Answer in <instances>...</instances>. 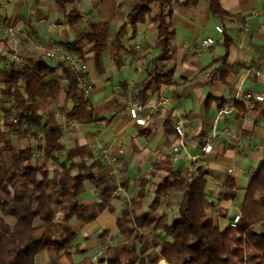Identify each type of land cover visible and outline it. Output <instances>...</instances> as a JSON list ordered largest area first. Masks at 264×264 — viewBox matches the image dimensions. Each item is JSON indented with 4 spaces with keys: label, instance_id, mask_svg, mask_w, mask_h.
I'll use <instances>...</instances> for the list:
<instances>
[{
    "label": "crops",
    "instance_id": "crops-1",
    "mask_svg": "<svg viewBox=\"0 0 264 264\" xmlns=\"http://www.w3.org/2000/svg\"><path fill=\"white\" fill-rule=\"evenodd\" d=\"M134 1L79 0L63 8L54 0H0V54L5 58L0 70L7 66L14 50L26 52V66L41 62L56 66L61 51L68 53L67 46L75 43L91 25L110 24L109 45L100 58V68L94 53L79 59L87 66L83 73L88 87L86 96L97 122L74 124L67 132L65 114H62L65 120L60 121L64 125L63 142L67 148L87 146L103 162L108 156L123 166L122 190L114 194L113 210L103 211L91 223L73 221L78 234L71 251L74 264L85 258L92 259L122 241L117 219L123 211L131 209L132 201L141 192L144 197L137 208L138 215L148 213L155 219L167 215L171 220L178 212L181 193L170 189L156 210L151 211L149 207L158 188L165 182L173 183L177 175L204 173L209 214L215 226L221 229L230 226L241 214L252 177L264 164V106L256 101L264 93V80L245 76L264 51V0H220L224 16L212 15L206 1L192 9L175 6L172 55L170 60L157 64L160 71L171 73L172 82L161 86L144 104L138 94L152 72L151 62L160 54L153 18L158 7L153 6L151 17L137 25L135 35L128 28L118 59L114 58L112 47L115 34L134 8ZM73 11L83 18L72 25L68 16ZM7 27L16 28L15 37L6 34ZM219 27L223 29L222 34L217 30ZM209 38L214 44L203 50L201 45ZM240 89L244 95L239 93ZM2 91L0 85V150L9 141L17 148H33L32 138L19 140L4 126L1 110L10 107L11 98ZM129 96L146 107L138 115L145 120V125H138L127 111ZM163 98L169 100V105L159 104ZM232 105L234 112L218 119L220 111ZM178 118L186 122L188 151L199 157V164L171 161L177 137L170 132V124ZM211 133L215 134L213 149L203 154L201 149ZM64 159L62 154L60 162ZM57 167L53 165L50 170ZM80 199L84 204L97 201L95 188L86 183ZM6 220L11 225L15 223L12 217ZM142 233L147 238L155 234L153 228ZM108 239H112L109 245ZM155 251L146 257V264H151L155 257L159 258L158 264H167L160 251ZM49 261L50 254L44 251L36 264ZM62 261L70 264L66 257Z\"/></svg>",
    "mask_w": 264,
    "mask_h": 264
},
{
    "label": "trees",
    "instance_id": "trees-1",
    "mask_svg": "<svg viewBox=\"0 0 264 264\" xmlns=\"http://www.w3.org/2000/svg\"><path fill=\"white\" fill-rule=\"evenodd\" d=\"M54 1L64 8L79 0ZM202 1L209 3L212 15H225L220 0L134 1V8L115 34L112 47L114 58L118 59L128 28L135 35L137 25L151 17L153 6L158 7L153 18L160 54L151 62L152 72L138 94L141 103L161 86L172 82L171 73L160 71L157 64L170 60L172 55L174 7L192 9ZM82 18L76 11L68 16L72 25ZM109 34L110 24H93L75 43L67 46L68 54L84 59L94 53L100 68ZM4 62L0 54V65ZM10 65L8 60L7 66L0 70L2 92L11 98L10 107L1 110L4 126L19 140L32 138L35 145L22 149L9 141L0 150V264H36L44 251L50 254L47 264H65L64 257L74 264L71 251L78 234L73 221L91 223L103 211L113 210L111 202L117 189L110 169L90 148H67L63 142L65 133L60 113L74 124L97 122L80 84L85 76L74 73L65 60H58L56 66L45 62L34 66ZM170 127V132L176 135L174 124ZM62 154L65 159L61 163ZM53 165L58 167L51 171ZM86 183L96 190L97 201L92 204H84L80 199ZM170 189L181 193L177 214L171 220L167 215L159 219L148 213L138 215L137 208L144 197L141 192L132 201L131 209L123 211L117 219L122 241L102 251L98 264H146V257L156 249L167 264H264V164L252 177L238 223L224 229L215 226L209 214L204 173L177 175L173 183L162 184L149 207L151 211L158 208ZM7 217L14 218L15 223L9 224ZM152 228L155 234L147 238L142 232ZM158 259L155 257L153 263ZM77 264L96 263L85 258Z\"/></svg>",
    "mask_w": 264,
    "mask_h": 264
},
{
    "label": "built area",
    "instance_id": "built-area-1",
    "mask_svg": "<svg viewBox=\"0 0 264 264\" xmlns=\"http://www.w3.org/2000/svg\"><path fill=\"white\" fill-rule=\"evenodd\" d=\"M218 32L220 34L223 33V29L221 27L217 28ZM17 33V30L15 27H7L6 28V34H8L11 37H15ZM214 44V40L213 39H207L205 41H203L201 48L203 50L206 49H210L212 48ZM26 54V52H19L18 50H14V52H12V54L10 55L9 58V64L10 67H20L24 64V55ZM60 56V60H65L67 62L68 67L76 74H83L86 71V64L84 62H81L79 59L69 55L68 53H65L63 51H61ZM246 77H250V76H256L259 79L264 80V51L262 54V57L260 58V60H258L257 64L254 65L253 67H251L250 69H248L246 71L245 74ZM81 86L83 87L85 94L88 91V87L85 85L84 79H82L80 81ZM239 93H241L242 95H244V92L242 91V89L239 90ZM245 97V96H243ZM256 101L263 104L264 106V93L261 95H258L256 97ZM169 100L163 98L160 100L159 104L162 106H167L169 105ZM127 105V111L129 112L131 118H133L134 120H136V123L138 125H145V120L144 119H140L138 117L139 113L141 111H143L146 107H144L142 104L134 101L133 96H129L128 97V101L126 103ZM232 112H234V106H227L224 107L220 113H219V117L218 119H222L227 115L232 114ZM185 120L183 118H178L175 123H174V130L176 133V142L173 145L172 148V155H171V159L173 162H178L180 160H185V161H189L193 164H199L200 163V159L198 156H193L192 154H190V152L188 151V141L186 138V132H185ZM74 125V123H72L71 121L68 120V129H70L72 126ZM214 133L209 134L206 144L205 146L202 147L201 151L203 154H209L212 149V142L214 140ZM105 158V162L104 164L110 169V174L115 178L116 184H117V189L115 192H119L121 191V172L124 170L123 166H120L116 163V160L110 157H104ZM240 219V216H236L233 223L231 224V226H235L238 221ZM102 252L98 253L97 255H94L92 257V261H94L96 264L97 263V258L98 256L101 254ZM106 264V263H103Z\"/></svg>",
    "mask_w": 264,
    "mask_h": 264
},
{
    "label": "rangeland",
    "instance_id": "rangeland-1",
    "mask_svg": "<svg viewBox=\"0 0 264 264\" xmlns=\"http://www.w3.org/2000/svg\"><path fill=\"white\" fill-rule=\"evenodd\" d=\"M63 115H64V114H63ZM63 115H62V113H60V115H59V116H60V120H65V119H63V117H64ZM64 122H65V127H66V129H67L66 131L69 132L71 128L68 129V128H69V127H68V122H67L66 120H65ZM263 228H264V227H263ZM107 242H108V245H109V243L112 242V239H108ZM102 251H103V250H102ZM155 252H156V251H155ZM155 252H154V253H155ZM96 255H97V254H96ZM146 261H147V258H146ZM151 264H158V263H157V262H156V263H153V261H152Z\"/></svg>",
    "mask_w": 264,
    "mask_h": 264
}]
</instances>
